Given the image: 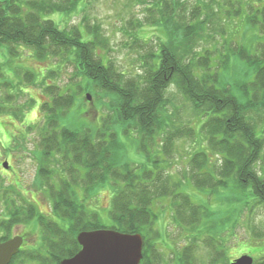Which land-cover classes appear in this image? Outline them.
<instances>
[{
  "label": "trees",
  "instance_id": "obj_1",
  "mask_svg": "<svg viewBox=\"0 0 264 264\" xmlns=\"http://www.w3.org/2000/svg\"><path fill=\"white\" fill-rule=\"evenodd\" d=\"M84 1L65 0L58 4L52 0H0V51L8 52L9 62L19 61L23 49L32 51L38 61L62 57V62L73 67L74 78L83 80V85L78 83L74 89L49 85L47 82H52L58 72L57 68L46 70L41 90L47 101L39 105L43 119L40 125L29 129L40 131L43 164L39 175L44 183L50 184L53 178L54 171L44 164L51 158H59V166L63 165V171L72 179L60 182L58 190H50L53 216H42L34 204L14 190V185L3 188L8 182L0 172V200L5 215L0 229L5 239L11 237L17 225H34L32 222L36 221L42 228L40 247L20 251L10 264H61L81 250L77 241L80 232L97 230L141 234L145 240L141 264H170L158 247L161 235L154 212L156 203L171 197L177 222L194 231V225L209 222V218L212 221L213 216L210 207L198 205L189 195H179L175 188H169L166 166H159V170V158L148 151V146L156 144L163 133L161 149L165 155L170 154L176 140L194 137V128L185 129L170 119V87L204 121L200 128L208 152L198 151L191 160L195 188L213 197L223 194L224 189H233L240 205L245 207L251 199L255 206L264 208V177L252 171L264 151V43L248 45L245 40L251 33L264 40V4L262 8L240 4L231 11L219 12L217 0H194L200 7L191 13V9L185 10L186 0H153L163 15L158 23L167 32L169 43L149 46L145 53L144 48L140 49L143 45L135 42L140 46L137 50L145 54L141 53L140 72L128 76L112 58L113 48L99 26L64 29L52 19L57 14L71 13ZM221 13L228 24L232 19L245 20L242 41L234 42L241 30L228 33L227 26L222 25L215 32L221 37L230 36V40L222 38L221 50L214 47L199 52L204 28L209 29L214 22L219 24ZM231 64H240L246 71L232 83L226 78ZM6 65L0 61V116L23 122L37 102L31 98L20 103L19 99L25 95L26 84H35L37 76L30 70L20 75L11 69L10 77H6ZM87 93L107 111L101 118L105 122L102 129L88 125L86 112L74 109L78 99L86 100ZM131 132L138 133L132 144L147 161L144 165L128 160L126 142ZM210 153L221 157L219 167L210 165ZM109 182L116 187L109 212L113 225L105 227L100 215L86 208V200L80 201L76 188L81 186L88 200ZM19 200L24 209L15 205ZM239 210L236 212L240 214ZM217 224L227 230L228 226L235 228L236 223L227 225L220 218ZM252 233L256 239L264 238L254 228ZM204 243L212 253L210 264H231L224 248L205 240ZM192 245L175 255L176 264H196ZM255 264H264V257L255 260Z\"/></svg>",
  "mask_w": 264,
  "mask_h": 264
},
{
  "label": "rangeland",
  "instance_id": "obj_2",
  "mask_svg": "<svg viewBox=\"0 0 264 264\" xmlns=\"http://www.w3.org/2000/svg\"><path fill=\"white\" fill-rule=\"evenodd\" d=\"M52 1L63 4L62 2L65 0ZM186 2L185 10L191 9V13L193 11L198 12L200 6L196 5L194 0H186ZM217 3L219 12L220 10L224 12L223 9L231 11L236 9L240 4L242 6L248 5L255 8H262L264 0H217ZM154 4L153 0H85L71 13L63 15L57 14L56 16L54 15L52 19L55 20L60 27H65L64 29L82 28L83 25L99 26L100 31L105 38H108L113 48V52L111 53L112 58L116 60L118 65L128 76H133L140 72L139 65L141 53L145 54L149 46L153 48L158 43H160V45L166 42L169 43V39L166 36L167 32L163 27H160L158 23L161 21L163 15ZM212 6L215 7L214 4ZM169 15L166 17H171ZM220 18L219 24L214 22L213 25L209 26V29L207 27L204 28V39L199 44V52L209 48L213 50L214 47L221 50L224 45L222 38L230 40V36L221 37L220 34L215 32L216 28H219V26L220 29L223 28L222 25L227 26L228 33L235 34L236 30H241L234 39L236 40L234 42L236 44L242 41L245 20L241 18L232 19L234 20V24H232V20L229 21L228 24V22L225 23L223 21L224 17L222 13ZM246 36L245 40H247L246 43L248 45H251L252 42L255 43V45L257 42L264 43L262 38L253 37L252 33ZM138 38L149 42L148 44L150 45L145 46L141 40L136 41ZM174 41L175 38L172 39L171 43H174ZM135 42H140L138 44L141 46L143 45L140 49L144 48V50H146L145 53L141 50H137L140 46H136ZM155 50L156 49H154V51ZM9 56L6 50L0 51V61L8 64L3 70V74L6 77H10L9 72H11V69L12 72H17L20 75H22L23 71L30 70L37 76L35 84H26L23 88L25 95L19 99L20 103L29 101L31 98L37 103L33 105L34 107L31 111H27L23 122L9 120L7 115L0 116V172L4 177L3 180L8 182L4 184L3 188L6 187L9 189V187L12 188L14 185V190H16L18 194L24 196L28 202L34 204L39 212L42 213V216H53L51 207L53 199L51 191L58 190L59 183L63 180L71 181L72 179L63 171V165L59 166V158H51L48 161L49 163L46 162L44 164L48 170L54 171V173H52L53 178L50 180V184L46 185L44 183V178L42 179L39 175L40 166L43 164L40 160V151L37 147L40 131L39 129L29 131V129L40 125L43 119L39 105L47 101L41 90V85H43V80L46 76V70L57 68L56 70L58 72L52 82H47L49 85L57 84L64 88L69 87L70 89H74L75 86H78V83L83 85V80L80 77L74 78L73 67L62 62V57L59 59L49 58L46 61H38L33 57V52L27 49L22 50L19 61L15 59L9 62ZM245 72L246 71L240 64H231L226 78L231 83L233 79L236 82L239 75L244 76V74H246ZM88 95L91 94H86V100H84V102H82L81 98L78 99L74 109H78L79 113L86 112L85 116L87 117L86 121L88 125L102 129L105 122L103 123L101 118L107 115L104 113L107 111L100 108V104L95 102V99L92 98L93 96L91 97V101H89L87 98ZM168 98L172 102V106H169L168 113L172 122L175 123V125L184 126L185 129L194 128V137H184L181 140H176L171 150L169 149L170 154L165 155L162 153L161 149L163 140H165V135H163V133L156 139V144L154 143L148 146V151L150 154L159 158L157 159L159 162L156 163L158 169L159 166L163 168L166 166L165 173L170 176L168 187L175 188L179 195H189L198 205L210 207L213 216L212 221L211 218H209V222L201 223L199 226L194 225L193 227H197L194 231L192 228H186L182 226L180 222H177L178 220L174 217L175 206L171 197L159 200L156 203L157 206L154 208V212L158 216L157 229L161 235L158 239V247L163 251L166 262L176 264L175 255L179 252H183L186 245L193 244L192 246L195 247V252L193 251L195 263L210 264L212 253L206 248L204 240L209 242L210 245L214 243L219 249L224 248L230 262L243 255H250L255 260L264 257V238L256 239L253 237L254 234L252 233V228H254L256 229V233L260 234V237H264V208L255 206L251 199L248 204H245V207L240 205L234 197L235 192L233 189H224L222 190L224 191V193L222 192L224 195L219 194L217 197H213L195 188V184H193L191 178V160L194 153L198 151L204 150L208 152L207 141L200 128L204 121L198 118L197 114L184 103L182 98L176 93L174 87H170ZM262 128L264 129V124ZM166 130H168V128H166ZM137 136L138 133L131 132L129 137L130 141L127 140L126 142L128 160L139 165H144L147 161L143 155L138 154V149L132 144L134 143L132 141H135ZM123 141L125 142L124 138ZM209 157L211 161L210 165H217L216 167H219L221 164V157L219 158V156L212 153L209 154ZM5 163L8 165L7 169L4 167ZM159 163L162 164L159 165ZM67 166H69V163H67L66 167ZM252 168L254 174L264 177V151L260 153L257 161L252 165ZM113 184V182H109L98 195L88 200L83 195L84 189L81 186L76 188L80 201L85 202L86 200V208L97 212L102 218L105 227H111L113 225L109 213L112 198L116 191V187H113ZM0 190H2V188H0ZM14 197L16 198V196ZM229 199L231 202L227 201ZM1 203L2 201L0 200V221L5 218ZM20 204H22L21 200L15 203L17 208L24 209V207H20ZM241 207H243V209ZM239 209L242 210L240 214L236 212ZM19 210L20 209H18V211ZM51 218L53 219L54 217ZM220 218H223L227 225L236 223L234 224L235 228L228 226L226 230V226L223 227L222 225H218L217 222H220ZM37 223L36 221L32 222L34 225H31V227L34 229L35 233L28 236V244L25 245L23 251L30 252L40 247L42 228L40 224ZM23 230V228L17 227L14 232L12 230L11 237L21 234ZM3 235L0 229V236ZM211 238L214 239L213 242H211Z\"/></svg>",
  "mask_w": 264,
  "mask_h": 264
},
{
  "label": "water",
  "instance_id": "obj_3",
  "mask_svg": "<svg viewBox=\"0 0 264 264\" xmlns=\"http://www.w3.org/2000/svg\"><path fill=\"white\" fill-rule=\"evenodd\" d=\"M91 95L87 98L91 101ZM7 169V163L4 164ZM77 241L81 250L61 264H141L144 239L140 234H126L115 230L80 232ZM24 240L15 237L0 243V264H10ZM231 264H254V258L244 255Z\"/></svg>",
  "mask_w": 264,
  "mask_h": 264
},
{
  "label": "flooded vegetation",
  "instance_id": "obj_4",
  "mask_svg": "<svg viewBox=\"0 0 264 264\" xmlns=\"http://www.w3.org/2000/svg\"><path fill=\"white\" fill-rule=\"evenodd\" d=\"M18 227L24 229L21 234L17 235V236H20V237H22L24 239V244H23V246L21 248L22 250H24L25 245L28 244L27 243L28 236L32 235V233H35V232H34V229L31 227V225H20ZM15 229H13V232L15 231ZM14 236H16V235H14ZM14 236H12V237H14ZM4 237L5 236H0V239H3ZM28 250H30V249H28Z\"/></svg>",
  "mask_w": 264,
  "mask_h": 264
}]
</instances>
